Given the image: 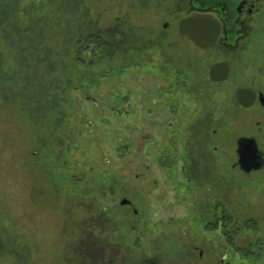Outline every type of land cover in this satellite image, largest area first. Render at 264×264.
I'll return each instance as SVG.
<instances>
[{
  "label": "rangeland",
  "instance_id": "374dc122",
  "mask_svg": "<svg viewBox=\"0 0 264 264\" xmlns=\"http://www.w3.org/2000/svg\"><path fill=\"white\" fill-rule=\"evenodd\" d=\"M188 2L0 0V264H69L97 240L120 263L264 264V167L237 152L264 151V106L237 97L264 93V2L210 50L183 36Z\"/></svg>",
  "mask_w": 264,
  "mask_h": 264
},
{
  "label": "flooded vegetation",
  "instance_id": "af4514ba",
  "mask_svg": "<svg viewBox=\"0 0 264 264\" xmlns=\"http://www.w3.org/2000/svg\"><path fill=\"white\" fill-rule=\"evenodd\" d=\"M263 2L264 0H189L188 3L190 5V14H197L196 16L200 14L201 16L203 15V18H208V24L202 29L203 32L208 33L206 30L207 27H210V30L211 27L213 28L212 37H216L213 41L214 45L210 48H205L210 50L218 42L220 46L233 49L237 48L239 42L249 35L251 31L250 22L253 15L262 9ZM201 21H204V19ZM225 68V64L223 68H220V70H223V74L225 73L224 76L222 75L224 78L226 77V71L224 72ZM216 72V69L212 70V73L216 75L215 80H221L222 77L217 75ZM237 97L239 101L245 102L244 107H249L248 104L255 100H258L264 106V99L262 101L264 93L262 91L257 94L254 89H241L238 91ZM247 100L248 102H246ZM259 149L264 157V151L260 147Z\"/></svg>",
  "mask_w": 264,
  "mask_h": 264
},
{
  "label": "trees",
  "instance_id": "16d2710c",
  "mask_svg": "<svg viewBox=\"0 0 264 264\" xmlns=\"http://www.w3.org/2000/svg\"><path fill=\"white\" fill-rule=\"evenodd\" d=\"M197 14H190L188 15V17H185L182 22H181V26H182V32H183V36L186 39L191 40L198 48L201 49H205V48H210L211 46L214 45L213 41L216 39V37H211L209 39V42L206 45H199L196 43V41L194 40L196 37V28L195 27H200L201 25H206L208 24V18L205 17L203 18L200 14L198 16H196ZM204 21H201L203 20ZM208 20V21H207ZM201 21V22H200ZM188 26L193 27V30L188 32ZM203 27H200V29L198 30V34L199 31L202 32L201 34L204 35V33L206 34V32H203L202 30ZM100 37H97L96 35H91L89 37V47L90 44H96V46H100L101 44H103L102 39H99ZM104 47H106V44H104ZM91 53L92 55L96 56L97 53L95 51V47L91 48ZM79 64L80 65H84V66H93L94 64H96V62L94 60L87 62L83 57H81V55H79ZM252 103L250 102L248 105L250 106ZM239 165V164H238ZM221 220L223 222H232L233 217H229L228 214H224L221 216ZM220 221V219H219ZM216 221L215 224H211V225H207L206 229L208 231H213L215 229H217L218 227V222ZM245 228L247 229H254V230H258V226L257 223L254 220H247L245 223ZM226 229H228V226H225ZM224 230V229H223ZM226 232V230H224ZM228 241L227 244L230 247H233L236 251L238 252H242V250L240 248H238L237 246H235L234 242H232V239H229V234H228ZM84 244L80 243L77 244L74 248L73 253L74 258H72V260L69 262V264H125L127 262L128 263V255L126 254V257L123 256V260L125 259L124 263H120V259L118 257L117 259V255L116 254H112L108 252V247L106 245L105 242H101L100 240L97 241H92V242H83ZM230 243V244H229ZM264 244V242H263ZM262 245V244H261ZM114 248V247H113ZM264 248V245H263ZM123 253L121 252L119 256H121ZM262 254L264 255V249L262 250ZM162 257V255H160V253H156L154 259H160ZM73 260L75 261V263L73 262ZM146 260V261H145ZM155 261H150L149 264H154ZM132 264H148L147 259L142 260L141 258L138 259L135 263Z\"/></svg>",
  "mask_w": 264,
  "mask_h": 264
},
{
  "label": "water",
  "instance_id": "95a60500",
  "mask_svg": "<svg viewBox=\"0 0 264 264\" xmlns=\"http://www.w3.org/2000/svg\"><path fill=\"white\" fill-rule=\"evenodd\" d=\"M264 98H262L263 101ZM238 164L245 172L259 170L264 165L263 153L260 151L255 138H241L238 141ZM129 201L124 200L122 204H128Z\"/></svg>",
  "mask_w": 264,
  "mask_h": 264
}]
</instances>
